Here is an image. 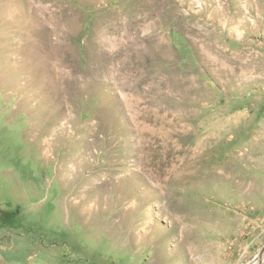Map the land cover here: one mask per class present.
<instances>
[{"label":"rangeland","instance_id":"1","mask_svg":"<svg viewBox=\"0 0 264 264\" xmlns=\"http://www.w3.org/2000/svg\"><path fill=\"white\" fill-rule=\"evenodd\" d=\"M0 264H264V0H0Z\"/></svg>","mask_w":264,"mask_h":264}]
</instances>
